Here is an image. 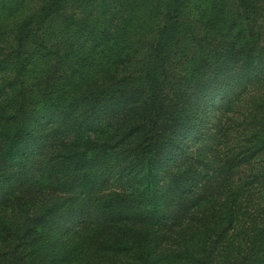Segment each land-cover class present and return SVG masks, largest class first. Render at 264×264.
<instances>
[{
	"label": "trees",
	"instance_id": "obj_1",
	"mask_svg": "<svg viewBox=\"0 0 264 264\" xmlns=\"http://www.w3.org/2000/svg\"><path fill=\"white\" fill-rule=\"evenodd\" d=\"M130 2L0 0V264H264V0Z\"/></svg>",
	"mask_w": 264,
	"mask_h": 264
},
{
	"label": "rangeland",
	"instance_id": "obj_2",
	"mask_svg": "<svg viewBox=\"0 0 264 264\" xmlns=\"http://www.w3.org/2000/svg\"><path fill=\"white\" fill-rule=\"evenodd\" d=\"M145 0H136V2H130L129 4H126V3H123V5H124V8L123 7H118V8H120V9H123V10H125V11H127L128 12V10H131V11H133L134 10V6H137L138 4H142V5H144L143 4V2H144ZM212 1L213 0H205V2H204V7L207 9L208 8V10L210 11V10H213V8H214V3H212ZM28 2H29V4H31V6L32 5H34L35 4V2H36V0H28ZM215 11H217V10H215ZM95 12H98V9H95ZM114 14L115 15V17H119V16H117L114 12H111L110 13V16H111V14ZM211 13V12H210ZM214 12H212L211 14H210V17L211 18H214ZM12 26H13V24H12V22L10 23ZM217 24V20H214L213 22H212V25H216ZM212 27V26H211ZM212 29L214 30L215 28H213L212 27ZM0 78H1V75H0ZM194 122H195V130H196V134L200 131V129H202L204 132H209V131H211V129H213L214 128V125L216 124V122H215V120L214 119H212V118H210V116L206 113L205 115H204V117L203 118H200V119H194ZM197 130H199V131H197ZM179 138H181L182 140H185V139H187V135L186 134H180L179 135ZM194 138L192 137V135L188 138V143H192V140H193ZM125 155L123 154V155H121V157H124Z\"/></svg>",
	"mask_w": 264,
	"mask_h": 264
}]
</instances>
